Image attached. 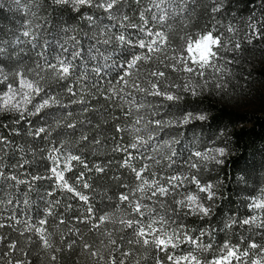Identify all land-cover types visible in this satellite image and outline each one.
Here are the masks:
<instances>
[{"label":"snow or ice","instance_id":"6c2138e0","mask_svg":"<svg viewBox=\"0 0 264 264\" xmlns=\"http://www.w3.org/2000/svg\"><path fill=\"white\" fill-rule=\"evenodd\" d=\"M239 3L0 2V264H264V186L222 212L190 109L257 71L264 0Z\"/></svg>","mask_w":264,"mask_h":264},{"label":"trees","instance_id":"16d2710c","mask_svg":"<svg viewBox=\"0 0 264 264\" xmlns=\"http://www.w3.org/2000/svg\"><path fill=\"white\" fill-rule=\"evenodd\" d=\"M239 8V15L248 14L244 0H240ZM68 16L69 13L65 12L62 19H67ZM19 20V13L8 7L0 10V28H13L19 24ZM191 108L208 114V120L196 126L197 135L201 138L200 146H210L215 141L217 146L227 147L230 152L224 165L211 174L221 182L220 191L224 199L217 201V204L223 213H227L230 206L233 209L240 207L241 200L264 186V110L259 113L238 111L215 102L210 97L202 102L190 100ZM97 158L104 157L89 159ZM240 210L244 211L243 208ZM218 218L222 219L223 216ZM215 219L217 218L214 217Z\"/></svg>","mask_w":264,"mask_h":264},{"label":"rangeland","instance_id":"374dc122","mask_svg":"<svg viewBox=\"0 0 264 264\" xmlns=\"http://www.w3.org/2000/svg\"><path fill=\"white\" fill-rule=\"evenodd\" d=\"M5 4L11 3V0H0ZM264 43L259 47L253 48L247 54L248 60L255 65L257 71L247 80L248 65L244 69H237L236 78L230 85L229 91L222 98L213 96L215 102L223 104L229 108L238 111L261 112L264 110ZM228 149V148H227ZM228 150V154H229ZM228 156V155H227Z\"/></svg>","mask_w":264,"mask_h":264}]
</instances>
